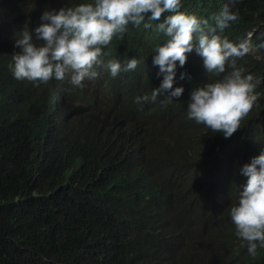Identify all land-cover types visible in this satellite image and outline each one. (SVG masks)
Here are the masks:
<instances>
[{
	"label": "trees",
	"instance_id": "obj_1",
	"mask_svg": "<svg viewBox=\"0 0 264 264\" xmlns=\"http://www.w3.org/2000/svg\"><path fill=\"white\" fill-rule=\"evenodd\" d=\"M81 2L0 0V264H264V247L249 254L228 213L247 182L241 168L264 149V0H181L206 31L227 5L239 19L216 34L256 47L234 58L261 82L230 138L188 119L193 88L223 75L206 73L196 41L177 61L182 95L136 103L163 79L152 63L168 39L156 30L163 16L129 23L104 49L106 61L136 58L135 70L82 88L17 80L9 64L21 31L42 44L44 10Z\"/></svg>",
	"mask_w": 264,
	"mask_h": 264
},
{
	"label": "clouds",
	"instance_id": "obj_2",
	"mask_svg": "<svg viewBox=\"0 0 264 264\" xmlns=\"http://www.w3.org/2000/svg\"><path fill=\"white\" fill-rule=\"evenodd\" d=\"M181 7V0H84L58 10L46 9L40 17L43 22L35 29L37 39L44 43L33 42L29 31H21L15 39V47L20 50L12 54L9 69L17 80L47 83L53 78L68 77L72 85L81 88L85 80L97 79L104 73L115 77L121 71L135 70L139 61L132 58L122 65L103 59L104 49L113 37L120 34L122 38L129 23L138 27L146 16L152 21H160L163 16L156 30L168 39L156 46L152 58L163 79L150 96L137 97L136 103L154 102L160 95L166 96L164 102H170L182 95V86L173 88L177 61L180 67L184 66L186 54L193 50L196 41L195 49L203 58L206 73L223 75L193 88L187 104L188 119L230 138L257 101L255 90L261 82L237 67L234 58L243 57L256 47L248 38L234 43L216 34V28L223 31L239 19L238 13L227 5L214 16L216 28L209 31L205 30L207 19L181 11ZM226 64L231 69L227 73ZM185 75L181 73L180 78ZM241 173L247 182L228 213L237 235L247 242L249 254L255 256L257 247H264V149L243 165Z\"/></svg>",
	"mask_w": 264,
	"mask_h": 264
},
{
	"label": "rangeland",
	"instance_id": "obj_3",
	"mask_svg": "<svg viewBox=\"0 0 264 264\" xmlns=\"http://www.w3.org/2000/svg\"><path fill=\"white\" fill-rule=\"evenodd\" d=\"M255 51H256V49H253V53H255ZM209 238H210V236L208 235L206 238H205V240H209Z\"/></svg>",
	"mask_w": 264,
	"mask_h": 264
}]
</instances>
